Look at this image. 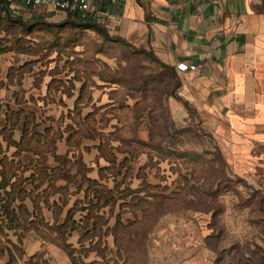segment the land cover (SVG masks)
<instances>
[{"label": "rangeland", "instance_id": "374dc122", "mask_svg": "<svg viewBox=\"0 0 264 264\" xmlns=\"http://www.w3.org/2000/svg\"><path fill=\"white\" fill-rule=\"evenodd\" d=\"M11 16L18 18L17 24L4 17L0 27H12L13 41L19 38L29 57L55 59L58 63H50L60 69L68 59L79 66L88 60L93 87L108 81L103 87L118 106L106 117H119L113 136L123 138L134 157L122 170L112 166L114 173H105L97 186L102 189L98 212L103 218L96 220L94 242L86 228L68 237L70 249L80 258L77 264H183L201 252L215 264H264L263 183L236 174L213 133L194 114L186 123L173 121L169 99L176 80L152 49L119 41L104 21L99 22L109 36L51 7H23ZM54 113L62 123L60 108ZM110 125L96 126L103 132L112 129ZM144 131L162 148L131 142ZM61 166L54 170L58 173L28 181L30 188L39 185L40 194L34 195L42 210L36 214L28 196L18 226L9 232L19 246L12 247L18 264H73L67 249L48 240L46 221L65 220L75 199L84 198L88 182L76 177L71 161ZM74 205V217L81 219L87 213L84 203ZM8 259L6 253L0 264Z\"/></svg>", "mask_w": 264, "mask_h": 264}, {"label": "crops", "instance_id": "0c3cea01", "mask_svg": "<svg viewBox=\"0 0 264 264\" xmlns=\"http://www.w3.org/2000/svg\"><path fill=\"white\" fill-rule=\"evenodd\" d=\"M96 1L104 11L97 21L106 22L111 33L152 49L174 69L178 95L190 103L197 122L213 133L231 169L264 185V0ZM5 36L0 27V48L11 46ZM27 54L10 48L0 52V169L12 173L14 162L17 173H58L54 170L71 161L76 177L88 183L84 198L75 199L67 210L77 202L87 205L89 181L101 183L105 173H114L112 166L122 170L134 158L127 142L113 136L119 117H106L118 103L103 87L108 81L93 87L88 80L86 86L85 74L75 78L69 66L58 69L57 60L51 59L57 62L51 65ZM180 62L196 68L179 70ZM183 100L169 99L177 124L191 120ZM57 108L62 123L54 113ZM98 123L112 129L102 132ZM6 135L19 144L9 143ZM131 140L140 145L138 141L149 142L151 136L144 131ZM48 222L60 224L57 219ZM183 264L215 262L201 252Z\"/></svg>", "mask_w": 264, "mask_h": 264}, {"label": "trees", "instance_id": "16d2710c", "mask_svg": "<svg viewBox=\"0 0 264 264\" xmlns=\"http://www.w3.org/2000/svg\"><path fill=\"white\" fill-rule=\"evenodd\" d=\"M0 12L6 11V14L13 13L11 9L8 8V6L3 5L2 0H0ZM73 18V22L80 24L81 26H84L85 28H95L98 31L102 32L103 34L109 36L107 30L100 25V22L95 19H80L75 18L71 14H69ZM4 17H7L10 21H13L14 24H17L18 18H13V16H7L0 14V22L4 19ZM75 20H79L82 22H76ZM10 25H13V23L9 22ZM2 26V25H0ZM10 26H3L2 28H5L6 30V41L11 43L10 47H1L0 52L7 50V49H16V50H22L18 42L20 41L19 38L13 41L12 34L13 29ZM25 30V29H22ZM25 35V33H24ZM119 41L127 43L126 39L122 37H117ZM22 51H26L22 50ZM77 60L74 59H68L67 64L65 63L64 67L66 66L70 67V70L75 71V78H82L83 74L86 76V86L88 85V80H91L92 73L90 69V63L88 60H83L82 66L75 65ZM80 61V60H78ZM87 62V64H86ZM164 66L169 68L173 74V77L176 80V85L174 86V90L172 91V94L178 98L183 100L177 93V87L179 86V78L174 69L166 64L165 62L161 61ZM59 69V68H58ZM92 83V81H91ZM184 104L190 111V115L192 116L194 114L193 108L191 107L190 103L187 100H183ZM7 140L9 143H16L15 140H13L10 136L6 135ZM139 144L145 148L149 147H155V148H162V146L159 144V142L156 141L154 135L151 133V140L149 142H144L142 140L138 141ZM0 164H4L3 161H0ZM12 173H4V170L0 169V175L2 176V180L0 182V189H6L7 186L10 185L11 189L5 190V193L0 192V258L4 256L6 253L9 255V260L6 264H18L16 262V254L13 250V246L19 247L17 243L13 241V239L10 237V231L18 226L20 222V210H22L25 207L24 200L30 196L32 200L35 203V212L36 214L39 213L42 208L39 206L37 202L36 195L34 193L39 188V185L36 184L33 187H29L28 181L35 182L39 177L44 176V173H30V175H25L26 173H17V170L19 169V166H17L14 162L11 163L10 167ZM96 184V186H95ZM94 185V186H93ZM98 185H101V183L96 182L95 180L89 181V186L92 188L93 196H90L91 194H86V202L87 205L82 206V210H86L87 213L83 214L81 219H76L74 217V212L77 210L75 209V206L71 207L68 212L66 219L63 223L60 224H50L48 221H46V225L48 226L49 232H45L48 239L52 242L61 245L65 250L67 249L69 256L71 257L72 263L77 264L78 258L76 257L74 251L70 249L71 245L68 243V237H70L74 231L78 230L79 228H86V232L91 234V243L94 242V233L95 228H97V222L96 220L98 218H103V214L99 213L98 210L102 206L100 203L102 201V189L97 187ZM30 188V189H29ZM96 198V199H95ZM18 200H21V202L18 204ZM106 204V202L104 203ZM103 204V205H104ZM92 220V222H91ZM55 232V233H54ZM80 259V258H79Z\"/></svg>", "mask_w": 264, "mask_h": 264}, {"label": "built area", "instance_id": "2783aa9c", "mask_svg": "<svg viewBox=\"0 0 264 264\" xmlns=\"http://www.w3.org/2000/svg\"><path fill=\"white\" fill-rule=\"evenodd\" d=\"M3 5L9 9L19 10L23 7L46 6L52 9L71 14L80 19L100 20L104 11L100 9L96 0H2ZM196 65L180 62L179 70L195 69Z\"/></svg>", "mask_w": 264, "mask_h": 264}]
</instances>
